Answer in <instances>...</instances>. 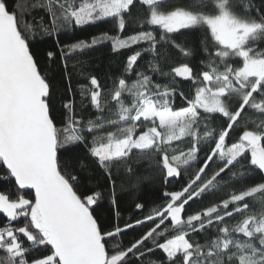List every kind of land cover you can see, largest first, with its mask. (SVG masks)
Segmentation results:
<instances>
[{
    "label": "snow or ice",
    "instance_id": "6c2138e0",
    "mask_svg": "<svg viewBox=\"0 0 264 264\" xmlns=\"http://www.w3.org/2000/svg\"><path fill=\"white\" fill-rule=\"evenodd\" d=\"M35 11L44 15L32 16ZM97 22L110 23L117 34L60 43V34ZM129 25L134 34L121 38ZM194 32L201 35L200 68L173 66V49L185 58L196 54L177 39ZM47 38L56 47L43 52L45 66L33 44ZM104 43L113 54L138 49L108 88L85 70L84 57ZM261 43L264 0H32L27 10L19 0H0V185H7L0 187V264H144L156 250L163 258L151 264H264ZM57 61L62 90L53 83ZM74 75L87 84L73 88ZM176 78L191 82L190 94ZM185 141L186 151L179 146ZM201 151L206 158L189 174ZM145 160L165 183L182 174L188 182L121 226L117 192L132 194L143 185ZM254 176L259 182L233 188L185 218L194 198ZM104 199L116 209L115 223L97 214ZM146 223V231L123 243L128 230ZM118 237L121 243H112Z\"/></svg>",
    "mask_w": 264,
    "mask_h": 264
},
{
    "label": "trees",
    "instance_id": "16d2710c",
    "mask_svg": "<svg viewBox=\"0 0 264 264\" xmlns=\"http://www.w3.org/2000/svg\"><path fill=\"white\" fill-rule=\"evenodd\" d=\"M32 0H19L20 7L22 9L27 10L31 4ZM173 3H180V2H191V0H172ZM255 4H259L261 0H253ZM44 13L42 11H35L32 13V16L39 17L43 16ZM45 20H47V17L45 16ZM102 32H109L111 35H116L117 33L115 30H113L112 25L110 23H104V22H97L93 25H86L83 28L76 29L73 32H67L62 33L59 36V40L61 44H68L71 42H74L76 40H85L89 41L93 36H97ZM134 34V29L131 25L127 28L126 31L120 34L121 38H127L129 35ZM179 42H183L187 40L188 46L195 47L197 49V52L194 56L191 58H185L183 57L178 50L173 49L172 55L174 57V63L173 66H179L181 62H187L189 63V66L194 69V71L198 70L200 68V61L203 59L202 54L198 51L200 48V39L201 35L199 32H194L186 36H180L177 37ZM56 47L55 39L53 38H47L43 41L37 40L33 44V50L34 51H40L41 56L39 57L40 62L42 65L46 66V61L43 59V52L48 49H52ZM261 48H264V43L260 44ZM138 50L137 46H132L130 49L122 50L119 54H113L111 51L110 43H104L102 45H99L95 47L93 50H91L85 59L88 60L89 66L85 69L87 72H90L94 75H96L101 83V85L104 88H108L112 85L113 78L117 77L121 71H122V65L126 61V58L128 55L132 54V52ZM58 51V49H57ZM147 57H145L146 59ZM141 67L143 68L144 60H141L140 62ZM52 68V76H53V83L56 85V88L58 90H62L64 87V81H63V75L60 68V63L57 61L53 65H51ZM139 70V69H138ZM168 70L167 68L165 69ZM135 77L129 78V83H131V80ZM155 79L160 82L164 83L165 81L163 78L155 77ZM179 82V88L180 90L184 91L186 94H190L192 89V84L190 81H182L181 78H176ZM80 84H87V81L79 76L74 75L73 76V88L78 89V85ZM77 101H79L80 96L79 92L77 91L76 96ZM181 99L179 96H177L175 100V105L177 107L181 106ZM89 111H94L89 109ZM84 115L87 117L88 112L86 111ZM245 117L248 118L249 114L246 113ZM214 126L219 130V122H215ZM226 126V125H225ZM239 134V129L237 131L230 132L229 137L226 138V144L230 145L232 142H234ZM187 141L184 142V144L179 145L181 148H183L185 151ZM206 158V151H201L199 153V160L194 162L192 167L189 168L187 171L189 174H191ZM216 168L215 164H212L211 167L207 170L209 173H211L212 170ZM139 171L147 177V179L144 181L143 185L138 188L134 193L132 194H125L121 195L119 192H117L118 199H119V224L123 226L125 223H134L138 219H142L144 215L149 213L153 207L159 206L165 202L164 193L165 191H178L181 190L183 186H185L188 182V175H183L179 179H173L169 182L165 183L157 174L156 172L149 167L148 161H142L139 167ZM233 171H238L237 169H233ZM224 180L229 179L230 174H222ZM97 176L99 177V183L101 185V188L104 187V178L100 175L99 172H97ZM260 177L254 176L251 179L239 181L235 184H229L228 186H221L218 190L212 192V193H205L202 195V197L194 198L192 201L189 202L188 205H186V212H185V218L188 214H195L197 211H202L206 207L211 206L214 203H219L222 199L227 198L230 194L233 188H239L243 184H252L255 182H259ZM0 187H7V185H0ZM136 203H143L145 205L144 209L137 210L135 208ZM255 210L259 211L260 205L257 202L255 204ZM97 214L100 216L101 220L103 222H111L115 223L116 218L114 216V213L116 209L110 204L108 199H104L102 203L100 204V207L97 208ZM5 222V218L2 214H0V226H3ZM230 224L234 223V221H229ZM149 224H144L143 226L134 227L133 229L128 230L125 235L123 236L122 240L123 243H127V241L133 237L138 236L139 234H142L144 231L147 230L149 227ZM212 233L210 232L209 235ZM200 242H204V237H200ZM112 243L119 244L121 243V238H117ZM151 246V245H150ZM111 247V244L109 245ZM3 253H0V256H3ZM163 258V253H161L159 250H156L154 253L148 255L145 257L144 264H151L153 260L159 261V259Z\"/></svg>",
    "mask_w": 264,
    "mask_h": 264
}]
</instances>
